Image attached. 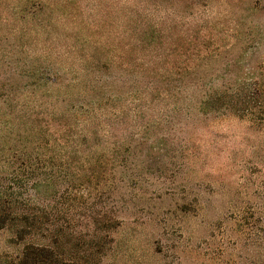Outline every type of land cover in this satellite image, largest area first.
<instances>
[{
    "label": "rangeland",
    "instance_id": "rangeland-1",
    "mask_svg": "<svg viewBox=\"0 0 264 264\" xmlns=\"http://www.w3.org/2000/svg\"><path fill=\"white\" fill-rule=\"evenodd\" d=\"M44 49H202V91L238 87L258 99L247 118L193 109L176 118L181 131L152 129L151 156L127 162L139 174L117 180L112 241L88 264H264V0H0V69L73 64ZM166 133L171 149L156 140ZM106 198L93 199L97 209ZM81 202L58 199L68 254L87 230L91 199ZM37 235L1 229L0 264L47 240Z\"/></svg>",
    "mask_w": 264,
    "mask_h": 264
},
{
    "label": "trees",
    "instance_id": "trees-1",
    "mask_svg": "<svg viewBox=\"0 0 264 264\" xmlns=\"http://www.w3.org/2000/svg\"><path fill=\"white\" fill-rule=\"evenodd\" d=\"M204 54L202 49H44V59L73 64L0 69V76H10L0 81V163L6 165L0 175V230L13 229L19 241L37 234L47 239L26 243L17 264L98 259L119 225L117 180L134 181L139 174L127 162L151 156L152 129L174 132L180 124L181 131L176 118L193 109L253 115L255 90L202 91L196 74ZM156 140L163 149L176 145L170 133ZM62 195L70 202L79 197L81 205L91 199L87 230L69 254L61 241ZM105 195L106 208L97 209L93 199Z\"/></svg>",
    "mask_w": 264,
    "mask_h": 264
}]
</instances>
